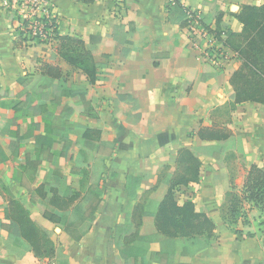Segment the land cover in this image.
<instances>
[{
	"label": "crops",
	"instance_id": "1",
	"mask_svg": "<svg viewBox=\"0 0 264 264\" xmlns=\"http://www.w3.org/2000/svg\"><path fill=\"white\" fill-rule=\"evenodd\" d=\"M49 1L61 18L59 35L79 38L90 54L84 66L71 65L58 55L57 41L52 53L42 55V48L23 43L14 17L0 6V221L9 223L3 208L14 199L51 232L54 253L48 259L24 253L3 230L0 264H159L151 261L161 250L158 242L143 245L148 251L146 263L142 258L123 259L116 229L137 208L138 213L149 207L156 211L170 190L167 181L178 169L179 152L185 149L201 162L199 182L178 189L176 201L193 203L215 229L211 245L192 255L182 254L190 243L178 240L172 264H264V207L244 202L235 223L229 214L231 198L242 196L251 168L264 169V104H236L230 80L242 65L238 54L228 47L235 55L232 61L221 70L211 67L193 46L190 24H171L167 11L171 2L179 1L225 41L227 32H242L236 17L241 7H260L264 0ZM118 27L126 42L115 40ZM44 63L59 67L69 85L87 87L85 99L93 116L74 114L68 133L71 146L54 135L50 159L43 161L34 136L28 133L39 124L44 135L48 124L28 110L20 85L28 75L39 77ZM209 70L216 74L210 76ZM89 73L97 78L92 85ZM49 97L48 110L56 115L80 101L75 97L57 102L53 91ZM202 128L223 132L227 138L204 141L198 136ZM86 129L99 132L93 140L97 148L113 147L110 157L77 146ZM4 157L7 160L1 161ZM77 158L80 171L73 173ZM40 159L35 171L28 169V160ZM55 176L62 179V187L71 186L82 195L92 179L101 181L103 195L93 227L79 243L30 202V191ZM130 177L137 180L132 188ZM157 234L155 218L143 217L139 235Z\"/></svg>",
	"mask_w": 264,
	"mask_h": 264
},
{
	"label": "trees",
	"instance_id": "2",
	"mask_svg": "<svg viewBox=\"0 0 264 264\" xmlns=\"http://www.w3.org/2000/svg\"><path fill=\"white\" fill-rule=\"evenodd\" d=\"M93 1V0H90ZM169 22L173 25L185 27L188 24L189 10L179 1H173L167 6ZM242 23L240 34L227 32L225 45L236 52L242 62L230 83L234 89L233 100L236 104L256 102L264 104V4L257 6H242L236 14ZM203 19V18H202ZM120 35V36H119ZM220 37V34H217ZM122 27L115 30L114 38L119 42L122 39ZM60 44L58 55L69 64L82 67L89 52L85 50L82 40L76 37H62L57 34ZM97 65L95 64V69ZM43 73L39 76L28 75L21 83V99L28 104V110L35 117L41 118L45 125L48 124L46 134H40V125L34 124L28 133L35 138V145L41 150L42 160H49L53 146V136L60 137L65 146H71L69 130L73 126L70 119L74 114L93 116L90 103L85 99L87 87L85 85H69L62 70L54 65L44 63ZM207 73L214 76L216 72L209 70ZM89 84H94L97 78L94 73H89ZM53 91L57 102L63 98L74 99L80 97L77 103H70L59 114H52L48 110L50 102L49 92ZM2 95V90H0ZM25 113V112H24ZM16 114V113H15ZM11 121H16L15 118ZM99 132L86 129L82 141L77 142L80 149L88 152L94 151L98 155L108 158L113 153V147L101 144L98 148L93 140ZM198 136L204 141H223L227 137L223 132L211 129H200ZM17 141V140H16ZM18 144V143H17ZM4 157L1 161H6ZM34 160V159H33ZM40 161H29L27 167L35 171ZM81 160L77 158L73 173H79ZM176 173L168 178L170 190L165 199L160 203L155 212L144 208L138 213V208L126 222L116 229V246L119 248L123 259H144L146 263L148 251L144 244L160 243L161 250L154 253L151 261L159 264H172L177 253L178 240L185 239L190 246L182 248L183 255H192L196 251L211 245L214 237L215 224L206 215L196 212L195 205L191 202L179 205L175 193L181 187H188L199 182L201 162L191 150H181L177 160ZM94 178V177H93ZM88 192L82 195L71 186L62 187V179L53 177L50 183L41 185L37 190L30 191V202L35 206L42 217L59 227L76 243H79L92 229L95 215L103 195L101 181L92 179ZM136 178L130 177L129 184L134 186ZM23 183L21 182V185ZM134 192L130 193L135 196ZM244 202L264 207V169L252 167L249 171L242 196L234 194L229 207L230 222L235 223L242 214ZM3 211L8 224L0 221V232L8 233L11 243L21 246L24 253L32 252L38 258L48 259L54 253L51 241V232L40 227L23 206L11 199L5 204ZM153 216L156 220L158 234L144 237L139 235L142 218ZM192 247H196L192 249Z\"/></svg>",
	"mask_w": 264,
	"mask_h": 264
},
{
	"label": "built area",
	"instance_id": "3",
	"mask_svg": "<svg viewBox=\"0 0 264 264\" xmlns=\"http://www.w3.org/2000/svg\"><path fill=\"white\" fill-rule=\"evenodd\" d=\"M0 6L18 24L19 36L27 47L42 48V55L56 48L61 18L49 0H0ZM193 46L202 52L211 67L221 70L235 55L225 45L223 37L203 25L202 16L190 14Z\"/></svg>",
	"mask_w": 264,
	"mask_h": 264
},
{
	"label": "rangeland",
	"instance_id": "4",
	"mask_svg": "<svg viewBox=\"0 0 264 264\" xmlns=\"http://www.w3.org/2000/svg\"><path fill=\"white\" fill-rule=\"evenodd\" d=\"M230 61H232V59Z\"/></svg>",
	"mask_w": 264,
	"mask_h": 264
}]
</instances>
